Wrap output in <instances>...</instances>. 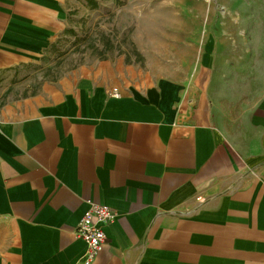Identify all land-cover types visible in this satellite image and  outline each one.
I'll return each mask as SVG.
<instances>
[{"label":"crops","instance_id":"1","mask_svg":"<svg viewBox=\"0 0 264 264\" xmlns=\"http://www.w3.org/2000/svg\"><path fill=\"white\" fill-rule=\"evenodd\" d=\"M84 1L0 0V72L38 63ZM221 39L182 79L20 83L0 106V264H82L88 201L116 215L91 264H264V62Z\"/></svg>","mask_w":264,"mask_h":264},{"label":"rangeland","instance_id":"2","mask_svg":"<svg viewBox=\"0 0 264 264\" xmlns=\"http://www.w3.org/2000/svg\"><path fill=\"white\" fill-rule=\"evenodd\" d=\"M85 1L38 63L0 72V106L20 96V83L32 90L83 66L124 83L182 79V62L194 63L215 35L236 55L252 49L250 62H264L256 51L264 48V0Z\"/></svg>","mask_w":264,"mask_h":264},{"label":"built area","instance_id":"3","mask_svg":"<svg viewBox=\"0 0 264 264\" xmlns=\"http://www.w3.org/2000/svg\"><path fill=\"white\" fill-rule=\"evenodd\" d=\"M113 94H117L113 92ZM88 208L74 228V234L80 237L85 245L82 264H91L106 242L103 226L114 221L116 215L108 206L88 201Z\"/></svg>","mask_w":264,"mask_h":264},{"label":"bare ground","instance_id":"4","mask_svg":"<svg viewBox=\"0 0 264 264\" xmlns=\"http://www.w3.org/2000/svg\"><path fill=\"white\" fill-rule=\"evenodd\" d=\"M145 24H148L147 22L145 23ZM154 25V24H153ZM145 26V25H144ZM153 27V26H152ZM146 28V30H147V32L149 33V34H151V31H150V29H151V24H150V26L149 27H145ZM145 32V31H144Z\"/></svg>","mask_w":264,"mask_h":264},{"label":"trees","instance_id":"5","mask_svg":"<svg viewBox=\"0 0 264 264\" xmlns=\"http://www.w3.org/2000/svg\"><path fill=\"white\" fill-rule=\"evenodd\" d=\"M90 2H91V0H90Z\"/></svg>","mask_w":264,"mask_h":264}]
</instances>
